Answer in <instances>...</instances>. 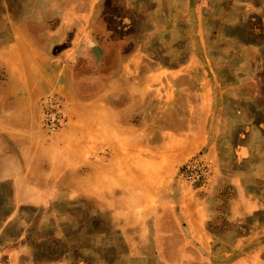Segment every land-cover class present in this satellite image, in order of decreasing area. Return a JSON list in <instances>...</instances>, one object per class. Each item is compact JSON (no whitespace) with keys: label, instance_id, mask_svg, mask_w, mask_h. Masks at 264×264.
I'll list each match as a JSON object with an SVG mask.
<instances>
[{"label":"rangeland","instance_id":"374dc122","mask_svg":"<svg viewBox=\"0 0 264 264\" xmlns=\"http://www.w3.org/2000/svg\"><path fill=\"white\" fill-rule=\"evenodd\" d=\"M230 1L0 0V44L20 22L41 45L61 39L53 45L55 60L84 72L103 58L111 60L107 70L122 61L129 78L155 71V130L151 118L142 126L155 143L139 151L173 158L161 177L168 201L155 206L164 212L162 222L128 207L121 227L98 200L76 191L60 192L47 206L2 205L11 200L0 191V264L56 258L71 264H264V139L247 137L251 125L259 130L264 122V110H247L248 91L264 101V78L257 75L264 76V31L255 29L257 17L234 23L240 11L232 13ZM41 24L52 30H40ZM252 69L256 75L249 78ZM195 155L208 164L200 185L178 175ZM181 196L192 207L207 206V239L183 238L189 223ZM154 229L179 237H155L154 252Z\"/></svg>","mask_w":264,"mask_h":264},{"label":"crops","instance_id":"0c3cea01","mask_svg":"<svg viewBox=\"0 0 264 264\" xmlns=\"http://www.w3.org/2000/svg\"><path fill=\"white\" fill-rule=\"evenodd\" d=\"M227 7L232 13L237 7L240 11L234 23L248 24L257 17L260 27L255 29L264 31V0H231ZM39 29L52 30L42 24ZM30 30L25 23L11 24L8 40L0 44V191L6 192L11 200L2 205L47 206L60 192L76 191L98 200L109 211L111 221L119 222L121 227L128 223L125 217L129 215L128 207L139 214L153 217L156 214L159 222L164 221L159 217L164 212L155 206L168 201L161 177L173 158L162 152L155 157V151L150 156L139 151L145 142L155 143V139L149 141L142 128L145 120L151 118L152 133L155 130V71L146 75L142 71V76L129 78L126 66L120 65L122 61L107 70L111 60L103 58L84 72L73 63L55 60L53 45L61 39L41 45ZM252 75H256L253 69L248 77ZM145 79L149 82H144ZM53 92L64 97L69 123L48 136L40 123V99ZM260 93L264 95V89ZM247 94V110H264L258 92ZM251 126L247 133L249 140L254 141L255 136L264 139V122L258 123L259 130L256 123ZM152 148L155 150V144ZM145 174L154 175L153 180H146ZM179 201L189 223L188 232H182L183 238L207 239V206L192 207L186 196ZM233 210L231 219L237 217ZM170 221L168 218L167 223ZM155 230L154 252L155 237L165 240L179 237L178 231ZM202 250L206 253L208 248L203 245ZM185 251L191 253L192 249ZM53 260L40 264H71Z\"/></svg>","mask_w":264,"mask_h":264},{"label":"built area","instance_id":"2783aa9c","mask_svg":"<svg viewBox=\"0 0 264 264\" xmlns=\"http://www.w3.org/2000/svg\"><path fill=\"white\" fill-rule=\"evenodd\" d=\"M69 122L63 98L48 93L40 99V123L44 132L51 136L64 129ZM208 174V164L200 155L193 156L178 168V175L194 184H202Z\"/></svg>","mask_w":264,"mask_h":264}]
</instances>
